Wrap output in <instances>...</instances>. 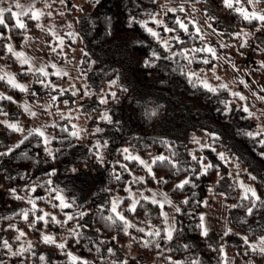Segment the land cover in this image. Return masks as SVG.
Masks as SVG:
<instances>
[{"label":"trees","instance_id":"1","mask_svg":"<svg viewBox=\"0 0 264 264\" xmlns=\"http://www.w3.org/2000/svg\"><path fill=\"white\" fill-rule=\"evenodd\" d=\"M69 1L72 5L66 13L73 11L75 21L72 26L64 24L60 32L68 46L77 38L84 49L83 66L91 71L88 84L94 93L85 92L83 100L91 102L94 94L104 92L106 99L98 101L97 109L108 108L113 120L98 119L101 131L96 134L101 147L88 146L83 136H74L73 127L64 123L56 126L47 145L35 132L22 137L20 132L0 123V153L22 141L13 152L0 155V190L6 208L0 214V262L125 264L124 251L131 246L144 258L162 264H222L220 247L199 228L205 196L211 184L218 192H226L227 219L237 237L246 234L254 238L264 231V144L259 142L264 140V132L255 129L252 116L245 111L242 100L231 95L229 85L222 87L217 83L212 86L215 91L204 86L202 78L214 56L205 49L196 22H184L187 30L180 27L177 17L181 20L182 7H171L170 0ZM207 1L195 0L203 4ZM215 1L219 13L229 15L240 32L249 33L248 42L241 46L244 51L264 61L260 50L264 48V27L256 26L264 22L246 20L234 8L225 6L223 0ZM252 8L264 12V0H254ZM12 12L14 9L5 12L0 23V57L8 54V40L21 45L26 32L38 28V19L31 11L19 14L24 27L17 24L18 17ZM129 17L135 19L130 21ZM157 19L163 23L158 24ZM141 20L168 42L167 48L140 24ZM226 33L224 29L220 34ZM152 51L157 52L155 57ZM146 59L150 63L145 64ZM11 63L16 67L23 65L15 58ZM250 73L264 84V65L256 64ZM19 74L25 77L28 71L22 69ZM35 79L37 94L48 96L54 91L47 83H41L46 82V75L37 72ZM0 86L11 90L16 98L23 95L22 89L4 79H0ZM63 93L60 96H73ZM2 96L0 121L5 117L3 113L15 112V99ZM213 132L215 137L210 135ZM250 132L258 135L249 136ZM124 148L151 165V173L140 160L129 159ZM96 152L101 153V160L96 159ZM219 153L225 154L224 159ZM159 155L169 160L153 163ZM171 160L177 164L172 165ZM209 161L213 167L201 172L200 164ZM134 173H145L146 182L166 190L179 207L171 239L164 238L161 205L144 198L136 203L135 210L128 211L133 226L127 232L122 221L107 219L113 196L125 191L126 185L133 182ZM185 177L191 182L177 186ZM76 178L88 182L91 190H82L76 185ZM242 183L255 188L261 199L253 204L250 194L243 195ZM13 188L20 198L12 194ZM61 188L70 195V202L63 208L57 199ZM248 208L253 211L249 213ZM24 210H28L27 217ZM44 213L49 215L44 220L37 219ZM65 213H71L72 219L65 222ZM53 215L63 223L54 222ZM149 228L158 230L160 235H150ZM70 229L79 235H70ZM46 234H51L55 243L46 241ZM61 240L63 249L59 246ZM5 241L10 249L4 247ZM68 252L80 259L71 260Z\"/></svg>","mask_w":264,"mask_h":264},{"label":"rangeland","instance_id":"2","mask_svg":"<svg viewBox=\"0 0 264 264\" xmlns=\"http://www.w3.org/2000/svg\"><path fill=\"white\" fill-rule=\"evenodd\" d=\"M168 4L173 8L182 7L184 12L180 14L181 21L196 22V29L204 38L205 49L208 47L214 49L212 52L214 61L209 71L204 74L202 81L211 86L217 83L229 85L231 95L241 99L244 109L247 107V111H245L248 114L251 113L255 129L264 132V99L261 98L264 97V84L252 77L250 73V69L256 67V64L262 65L260 62L263 60L258 57L252 58L250 53L241 47L248 41L245 43L244 36L237 38V35L233 34L240 31L232 24L231 17L219 13L215 0H209L206 4L195 2V0H170ZM253 4L254 0L252 2L239 0V6L248 11H253ZM71 5L72 2L69 0H0V7L11 6V9L19 14L31 11L38 19L37 30H28L21 45H15L11 40H8L5 51L8 54L4 53L3 57H0V79L9 82L8 77L11 74L18 83L26 86L25 89H22L23 95L19 98L13 96L11 90L0 86V95L12 96L15 99L14 114L11 113V115L3 117V120L18 121L24 129L23 132H20L22 137L28 133V129L39 127L50 138L58 124L71 125L75 132L85 138L84 143L89 146L98 141L96 134V129L100 128L98 119H101L105 112L108 113L109 109L104 106L97 109L100 105L98 101H102L101 97L106 99L104 92L94 94L91 102L87 103L83 100L82 96L85 92H93L88 84L91 71L88 67L83 66L84 49L77 38L74 44L70 43L68 46L64 40L65 35L60 32L64 24L72 26L75 21L73 11L66 13ZM35 10H39L38 15ZM17 17L19 19V15ZM220 22L222 23L220 24ZM224 29L228 33L221 35L220 33ZM47 32L52 35L47 37ZM227 35L228 37H226ZM9 45L11 51H9ZM15 53H23V56H18ZM12 58L23 65L21 67L14 66L11 63ZM22 60L25 63H21ZM41 67H44L47 73L46 82H50L47 83V86L49 85V88L54 90L48 96L36 93L37 87L34 83L36 73L40 72L38 70ZM22 69L28 71L27 76H20L19 73ZM54 75L60 78L56 80ZM52 85H56V87H52ZM62 92H70L73 96L72 98L64 97L65 95L60 96ZM69 99L72 100L70 104L67 102ZM104 99L103 101H105ZM25 105L35 115H30L29 111L25 110ZM128 154L138 156L136 152H128ZM141 160L144 161L143 158ZM139 177H143V179H139ZM132 180V183L126 185L124 192L116 193L113 196L122 198L117 206L118 210L129 218L128 205L132 203L133 197L137 203L141 198L154 196L156 200L165 201L160 204L161 212L167 214L163 215L164 228L167 229L171 226L174 230L177 205L170 194L159 186L148 184L145 173H134ZM89 183L93 185L92 182ZM76 185H80L82 190L86 191V188L91 190L88 182L82 179L76 178ZM73 186L76 188L75 185ZM128 189H131L132 195H129ZM243 189L242 187V191ZM58 195L65 198L66 205L70 202V195L65 189L61 188ZM225 195L226 192H218L211 184L205 196L204 208L201 213L209 230L208 235L211 242L221 249L222 264H264V253L260 252L258 248L254 250L252 247L254 243L259 242L261 236H264V231L254 238H248L246 234L241 238L237 237L234 232L235 228L227 219L228 204L224 199ZM3 199L4 193L0 190V214L3 208L6 209L3 206ZM167 200H171V203H167ZM58 202L60 203L59 199ZM234 241L237 243L233 244ZM124 253L126 264H162L157 260L144 258L131 246L125 249ZM259 254L261 257L258 256Z\"/></svg>","mask_w":264,"mask_h":264},{"label":"snow or ice","instance_id":"3","mask_svg":"<svg viewBox=\"0 0 264 264\" xmlns=\"http://www.w3.org/2000/svg\"><path fill=\"white\" fill-rule=\"evenodd\" d=\"M250 2H252V0H250ZM223 3L225 4V6H227L229 8H234L235 11L238 12V13H240L244 17V19H246V20L256 19V20H259L261 22H264V12L256 11V10L248 11L247 9L242 8V7L239 6V0H223ZM173 11H175V9H173ZM5 12H11V6H9L8 8L0 7V23H3V14ZM35 12L37 13V15L39 14V10H35ZM11 14L13 16H18L19 15V13H17V12H12ZM151 18L152 19H156L154 16L151 17ZM134 19H135L134 17H129V20L130 21H132ZM177 21H178V23H179V25H180L181 28H184L185 30H187V25H185L184 22L179 19V17H177ZM16 22H17V24L20 27H24V24H23V22L21 20L18 19ZM156 22L158 24H162L163 23L162 20H158V19L156 20ZM140 24L145 25V22L143 20H141L140 21ZM256 26L258 28L259 27H264V23L257 24ZM145 27L147 28V31L153 37H155L159 41L160 44L164 45L165 48L168 47V42L166 40L161 39L160 36L154 31V29H152L150 27H147L146 25H145ZM233 34L234 35H237V36H244V42L245 43L247 42V35H249V33H247V32H237V33H233ZM176 39H179V37H176ZM11 50H12L11 49V46L9 45V51H11ZM260 50L262 52H264V48H261ZM207 51L214 52V49H212L211 47H208L207 48ZM15 54L18 55V56H23V53H15ZM151 55L153 57H155L157 55V52L156 51H152ZM21 63H25V61L22 60ZM144 63L145 64H148V63H150V61L146 59L144 61ZM260 63L262 65H264V61H261ZM38 71H40V72L44 73L45 75H47L44 67H41ZM189 75H193V73H189ZM8 78H9V83L12 84L14 87H18V88H21V89H25L26 86L23 85V84L18 83L11 74H9V77ZM41 83H50V82L41 81ZM109 83L110 84H114L115 81H109ZM204 86L206 88H210L211 90L215 91V88H213L207 82L204 83ZM52 87H56V85H52ZM222 87H226V85H222ZM113 95H115V94L113 93ZM3 98L4 97L2 95H0V99H3ZM261 98L264 99V97H261ZM7 99L11 100L12 97H7ZM53 99H54V97H53ZM101 99L103 100L104 97H101ZM24 107H25V110L26 111H29V114L30 115H35L34 112H31L29 110V108H28L27 105H25ZM245 110L247 111V107H245ZM226 111H227V109H226ZM3 114L5 116L8 115L7 113H3ZM249 115H251V113H249ZM101 119L107 120V121H112L113 120L112 116L109 115L107 112H105V114L101 117ZM0 123H3L4 125H6L10 129H14L16 132H23L24 131V129L20 125V123L18 121H15V120H12V119H4L3 121H0ZM96 131H101V129L97 128ZM33 132L37 133L39 137H42L43 138V142H44L45 145L48 144V137H47L46 133L41 128L37 127V128L28 129V135L29 136H31ZM72 134L74 136L78 135V133L75 132V131ZM210 135H212L213 137H215L217 134L215 132H213V133H210ZM248 135L249 136L258 135V133H251L250 132V133H248ZM24 139H27V137H25ZM21 142L22 141H17L16 143H14L12 145L7 146L5 148V151L3 153H0V155H7L8 153L13 152V149L16 148L18 146V144L21 143ZM259 142L261 144H264V140H261ZM96 146L97 147H101L102 146L100 144V141H96ZM207 146L208 145H202L201 147H207ZM45 151L48 152L49 149L47 147H45ZM123 151L125 152L126 155H128V158L129 159H137V160H140V163L141 164H144V166L146 168H148L149 169V172L151 173V165H149L145 161L141 160L140 157H138V156L133 157V156L129 155L127 148H124ZM218 155L220 156L221 159H224V157H225V154L224 153H219ZM261 155H264V153H261ZM96 159L97 160H101V153L100 152H96ZM193 159L196 160L198 158L196 156H193ZM199 159L202 160V157L199 158ZM157 160H159V161H168L169 158L164 157L163 155H159L156 158H154L153 163H155ZM170 163L175 166L177 164V161L171 160ZM211 167H213L211 161H209L208 163H203L202 162L200 164V170H201V172H206ZM75 170L76 169H73V171H75ZM52 171L54 172L55 169H52ZM197 174H199V173H197ZM249 175H251V174H249ZM139 179H143V177H139ZM159 179H163V178L161 177ZM252 179H256V177L255 176H252ZM190 182L191 181L189 180V178L188 177H185L183 180H181V181L178 182V185L177 186L182 187L186 183H190ZM49 183H51V181H49ZM241 186L245 189L243 195L245 197H247L250 194L251 202L253 204H255L256 201H259L261 199L260 196L257 194V191H256L255 188H253V187H251L249 185H244L243 183L241 184ZM31 187L32 188H35V185H32ZM11 192H12L13 195L17 196V198H20L18 196V194L16 193V190L14 188L11 189ZM128 192H129V195H132L131 189H128ZM57 199H59V201H60L59 207L63 208L64 206H66V200H65V198L62 195H58L57 196ZM121 199H122L121 197H113L112 198V200H111V208L109 209V214H108L107 219L109 221H112V222H116L117 220L122 221L123 224H124V231L127 232L128 228L130 226H133V225L131 224V221L128 220V218L125 215H123V213L120 210H118V207L117 206H118L119 201ZM145 199L152 200V202L153 203H156V204H163L165 202V201H162V200H156L154 196L153 197H145ZM166 202L167 203H171V200H167ZM135 206H136V200H135V197H133L132 203L128 205V208H129V210H135ZM35 207H36V205H35V202L33 201V209ZM175 210L177 212L180 211L179 207H177ZM247 211L249 213H251L253 211V209L252 208H248ZM76 214L77 215H81L82 213L77 212ZM161 214L164 215V216L167 215L164 212H161ZM27 215H28V210H24V216L27 217ZM48 215H49L48 213H44L43 216H39V217H37V219L44 220L45 217L48 216ZM201 216H202V218H201V222H200L199 228L201 229V233L203 235H207L209 230H208L207 226L204 223L203 214H201ZM51 218L56 223H63L62 221L56 220V217L54 215ZM71 219H72L71 213H65V222L67 220H71ZM45 223H47V220H45ZM75 227H79V225H76ZM144 230L145 229H141V231H144ZM18 231H19V229H18ZM147 231L149 232L150 235H155V236H159L160 235L159 231L157 230V231L154 232L153 231V228H149V229H147ZM165 231L167 232V235L164 238L165 239H171L172 238V231H173L172 227L169 226L167 229H165ZM228 231H231V229H228ZM69 234L70 235L76 234L77 236L79 235L78 233H74L73 230H71V229L69 230ZM43 238L46 241L55 243V241L53 239V236L51 234H46ZM245 239L247 240V237H245ZM145 242L147 243L148 241H145ZM59 246L61 247V249H63L65 247V245H64V243H63L62 240L59 242ZM4 247H7V248L10 249L11 248V245H9L7 243V241H5ZM185 247H186V245H185ZM252 247H253L254 250L258 248L260 252L264 253V236H261L259 238V242L258 243H254L252 245ZM108 251L111 252L112 249L109 248ZM9 254L10 255H14V253H11V252H9ZM68 257L71 260H73V261L80 259L79 257L74 256L71 252H68ZM41 259H43V257H41ZM169 259H171V257H169ZM0 264H2V262H0ZM85 264H86V262H85ZM125 264H126V262H125ZM177 264H179V262H177ZM196 264H199V262L197 261Z\"/></svg>","mask_w":264,"mask_h":264},{"label":"clouds","instance_id":"4","mask_svg":"<svg viewBox=\"0 0 264 264\" xmlns=\"http://www.w3.org/2000/svg\"><path fill=\"white\" fill-rule=\"evenodd\" d=\"M155 112V110H153Z\"/></svg>","mask_w":264,"mask_h":264}]
</instances>
